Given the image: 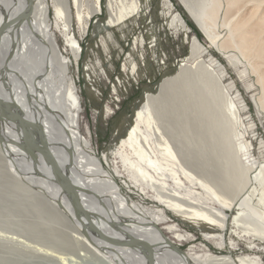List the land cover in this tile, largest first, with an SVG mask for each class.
<instances>
[{
    "label": "bare ground",
    "instance_id": "bare-ground-1",
    "mask_svg": "<svg viewBox=\"0 0 264 264\" xmlns=\"http://www.w3.org/2000/svg\"><path fill=\"white\" fill-rule=\"evenodd\" d=\"M101 2L51 0L55 27L76 60L81 47L76 27L85 32L102 10ZM179 2L212 45H233L243 56L264 59V19H226L224 37L216 32L219 0ZM149 4L106 0L109 18L104 25L124 27L129 18L145 15ZM252 4L258 9L264 0H249L244 7ZM162 5L170 24L187 36L189 26L171 0ZM50 9L49 0H0V113L29 122L77 186L83 205L63 190L57 168L26 142L19 124L0 120V183L22 197L13 199L8 213L31 210L37 221L25 225L24 234L53 245L51 251L31 249L44 259L26 264H53L62 258L53 253L60 250L92 255L96 264H264V148L260 142L259 156L253 157L245 139L243 100L224 65L192 37L190 55L164 72L155 91L146 88L122 118L113 137L119 144L118 166L109 171L81 131L80 95L68 75L71 60L57 44ZM227 59L233 66L239 63L234 54ZM132 69L138 71L136 62ZM260 80L264 88V76ZM125 176L144 195L139 201L118 182ZM146 198L155 207L145 206ZM44 219L64 222L72 232L58 236L52 227L40 226ZM179 222L197 229L202 240L196 242L198 233ZM6 239L7 252L19 255V247H27L21 238ZM238 239L249 243L250 252L233 255ZM0 264L21 263L2 258Z\"/></svg>",
    "mask_w": 264,
    "mask_h": 264
},
{
    "label": "rangeland",
    "instance_id": "rangeland-1",
    "mask_svg": "<svg viewBox=\"0 0 264 264\" xmlns=\"http://www.w3.org/2000/svg\"><path fill=\"white\" fill-rule=\"evenodd\" d=\"M219 1L221 9L218 13L216 32L221 36L228 35V27L223 25L226 19L228 21L232 18L238 19L244 16L252 17L254 22L264 19L263 5L257 9L255 8L256 4L244 7V4L249 0ZM252 1L256 2L257 0ZM171 2L173 10L180 13L189 26L187 36L184 31L171 25L170 19L165 17L162 11V0H150L145 15L129 18L125 21L126 26H114L108 29L104 22L109 18V14L106 8V0H102V10H98L88 21V29L84 32L80 27H76L77 35L79 34L78 37L81 41L80 56L76 60L66 45L63 32L55 27V12L51 0H49L51 6L50 17L53 22L56 41L62 53L71 60L68 75L73 78L80 95L82 105L81 131L84 136L91 139L93 149L104 160V165L109 171H113L118 166L115 154L118 151L119 144L115 142L113 137L120 126L122 118L132 111L133 104L142 97L146 88L155 91L157 83L161 81L164 72L175 70L190 55L192 37H196L201 41L208 48L211 55L224 65L228 75H230L229 77L236 85L246 111L243 116L247 128L245 139L247 142L250 141L253 157L257 158L259 156L260 149L258 147L260 142H262L264 148V106L261 104L264 88L263 82L260 80V77L264 76V59L255 54L247 57L243 56L233 45L222 48L212 45L205 38L182 3L179 0H171ZM114 5L115 8L122 6L121 3H114ZM152 25L155 26L153 30ZM110 32L112 35H110ZM262 39L264 41V34ZM151 41L154 42L153 45ZM230 54L239 57V63L235 66L227 59ZM133 62L138 65V71H132ZM90 89L93 94L90 93ZM249 124L252 127H248ZM104 153L107 154L106 158L103 156ZM256 170L254 169L252 174ZM118 182L124 188V191L128 190L127 192L135 201H139L144 196L138 188L132 186L127 176L118 179ZM4 189L5 186L0 183V259L19 260L21 264L44 259L36 251L35 253L31 252V249L41 247L50 250L49 246L53 247V245L44 244V246L35 238L24 234L27 232V230L24 232V226L35 220L37 221V219L35 216H31L34 215L31 210L15 209L12 213H8L13 206V201L22 197H18L17 194ZM144 202V205L150 208L156 205L152 198H146ZM170 215L168 214V218L175 220ZM41 225L43 228L52 227L58 231L55 233L58 236L59 233L69 235L72 232L68 224L60 221L50 222L44 219ZM182 225L197 235V229L187 224ZM7 235L21 238V242L27 245V247L24 245L19 247L22 251L19 254L20 256L4 250V246H7L4 243L7 241ZM201 238L202 236L198 233L196 242L201 241ZM232 239L233 236L229 228L227 241L230 242ZM238 241L240 245L234 251V256L250 252V245L247 241L240 239ZM189 245L190 243H187L184 247L186 248ZM209 245H212V249L216 247L212 242ZM227 251L223 252L227 253ZM58 252L53 253L62 258L58 257L53 260V264L97 263L92 255L79 257L78 251L60 250L61 253Z\"/></svg>",
    "mask_w": 264,
    "mask_h": 264
},
{
    "label": "water",
    "instance_id": "water-1",
    "mask_svg": "<svg viewBox=\"0 0 264 264\" xmlns=\"http://www.w3.org/2000/svg\"><path fill=\"white\" fill-rule=\"evenodd\" d=\"M29 3H32V0H29ZM2 33L3 32L1 30L0 37ZM0 120H9L19 124V126L21 127L20 129L22 131L23 137L26 140V142L39 149L45 155V157H47L49 161L57 168V172L61 178V185L63 190L66 193L70 194L75 200V202L83 205L81 198L79 197L77 186L74 184V182L71 180L69 176H67L65 173L61 171V169H59L57 162L51 155L50 149L47 148L44 142L37 137L35 132L32 130L29 122L23 120L21 117H18L16 114H5V113H0ZM76 215L79 216V213H76Z\"/></svg>",
    "mask_w": 264,
    "mask_h": 264
},
{
    "label": "trees",
    "instance_id": "trees-1",
    "mask_svg": "<svg viewBox=\"0 0 264 264\" xmlns=\"http://www.w3.org/2000/svg\"><path fill=\"white\" fill-rule=\"evenodd\" d=\"M192 25V24H191ZM193 26V25H192ZM193 28H195L194 26H193ZM197 29L195 28V31H196ZM196 32H198V31H196ZM199 34V33H198Z\"/></svg>",
    "mask_w": 264,
    "mask_h": 264
}]
</instances>
